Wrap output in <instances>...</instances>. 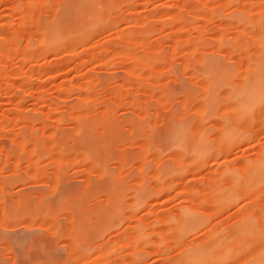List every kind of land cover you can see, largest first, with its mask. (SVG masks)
Wrapping results in <instances>:
<instances>
[{"label": "rangeland", "instance_id": "rangeland-1", "mask_svg": "<svg viewBox=\"0 0 264 264\" xmlns=\"http://www.w3.org/2000/svg\"><path fill=\"white\" fill-rule=\"evenodd\" d=\"M259 12L0 0V264H264V103L237 107L264 66L237 15Z\"/></svg>", "mask_w": 264, "mask_h": 264}, {"label": "bare ground", "instance_id": "bare-ground-1", "mask_svg": "<svg viewBox=\"0 0 264 264\" xmlns=\"http://www.w3.org/2000/svg\"><path fill=\"white\" fill-rule=\"evenodd\" d=\"M178 15L177 17H179ZM238 21L241 23L243 29L245 30H256L258 33V39L262 45V50L264 52V15L262 12H259L257 14L250 13L249 15H243L239 14L237 15ZM147 59L148 56H145ZM209 59V58H208ZM206 60V59H205ZM209 63L207 72L211 73H218L223 75H230L233 72V69L228 64H225L222 62L219 58L216 57H210L209 60H207ZM253 75L256 77L255 79V91L250 93L249 95L242 96L239 102L237 103L238 110L242 113L248 111L250 108L257 106L259 103H264V94L256 95L259 91L261 86L264 84V66L256 67ZM216 82V81H215ZM260 104V105H261ZM82 138V137H81ZM87 137H83L84 140H86ZM88 142H91L90 140L82 141L83 145H88ZM208 155H213L212 149H205L204 151ZM203 152H201V155L203 156ZM115 182V179L113 180ZM161 189V188H160ZM43 196V195H41ZM31 198V197H30ZM32 201V200H31ZM197 209H188L184 212H181V218L183 221L187 222L192 219V217H195L197 214ZM29 234V233H28ZM27 234V235H28ZM25 235V238L23 239L26 241L27 239L31 240V237H27ZM96 244V243H95ZM49 246V245H48ZM49 249V248H48ZM51 251V250H50ZM52 254V253H50ZM50 256V258H49ZM48 256V259H50L53 262L57 261V257H52L51 255ZM200 258L198 254H194L193 258L183 259L182 261L185 262V264H195L196 261ZM196 259V260H195ZM184 264V263H183Z\"/></svg>", "mask_w": 264, "mask_h": 264}]
</instances>
